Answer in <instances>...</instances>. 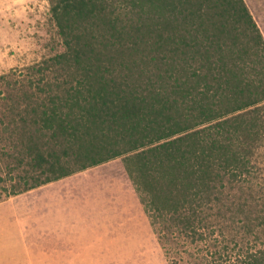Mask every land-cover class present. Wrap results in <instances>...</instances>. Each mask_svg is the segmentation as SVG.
<instances>
[{"label":"trees","instance_id":"obj_1","mask_svg":"<svg viewBox=\"0 0 264 264\" xmlns=\"http://www.w3.org/2000/svg\"><path fill=\"white\" fill-rule=\"evenodd\" d=\"M50 2L64 50L0 76L24 190L121 157L168 264H264V36L245 0Z\"/></svg>","mask_w":264,"mask_h":264},{"label":"rangeland","instance_id":"obj_2","mask_svg":"<svg viewBox=\"0 0 264 264\" xmlns=\"http://www.w3.org/2000/svg\"><path fill=\"white\" fill-rule=\"evenodd\" d=\"M245 2L264 36V0ZM50 7L0 0V76L11 83L64 50ZM7 89L0 80V98ZM16 139L0 123V264H168L121 157L24 190L34 179Z\"/></svg>","mask_w":264,"mask_h":264},{"label":"crops","instance_id":"obj_3","mask_svg":"<svg viewBox=\"0 0 264 264\" xmlns=\"http://www.w3.org/2000/svg\"><path fill=\"white\" fill-rule=\"evenodd\" d=\"M0 222H1V220H0Z\"/></svg>","mask_w":264,"mask_h":264}]
</instances>
